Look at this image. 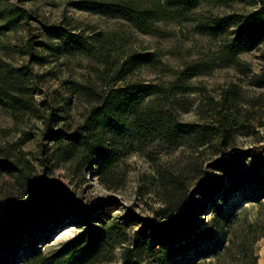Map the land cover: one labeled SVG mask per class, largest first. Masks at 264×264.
Listing matches in <instances>:
<instances>
[{"label": "rangeland", "instance_id": "1", "mask_svg": "<svg viewBox=\"0 0 264 264\" xmlns=\"http://www.w3.org/2000/svg\"><path fill=\"white\" fill-rule=\"evenodd\" d=\"M75 1L0 0V64L29 73L35 104L58 119L54 131L75 132L90 111L71 92L73 84L97 95L112 86L156 85L161 94L146 97L143 108L176 122L208 124L218 132L223 119L233 126L226 128V140L219 132L202 148L174 150L156 134L142 140L130 129L105 183L94 166L73 172L70 164L58 163L51 143L42 139L40 121H16L0 106V157L22 150L33 177L45 179L52 197L68 200L44 252L75 239L86 221L100 219L117 225V240L125 241L117 244L113 260L103 264H123V249L142 233L169 234L184 223L192 230L181 235L193 238L205 232L211 240L186 250L188 237L177 234L173 245L154 242L153 257L161 259L159 252L173 248L181 252L166 264H264V187L246 182L221 206L191 194L206 182L227 187L214 168L220 162H232L243 173L264 172V86L257 84L264 77V37L252 48H229L239 32L237 20L253 13L264 18V0H199L189 7L160 0L176 15L155 22L148 32L123 17L78 10ZM135 1L144 8L152 0ZM227 17L234 18L231 24ZM96 35L107 42L98 44ZM71 41L83 44V51ZM149 54L156 60L153 67H123L129 57ZM120 69L128 73L118 81ZM233 92L235 102L230 100ZM24 134L30 140L20 145ZM19 194L7 173L0 172V205ZM193 206L196 215L187 211ZM153 257L132 264H153Z\"/></svg>", "mask_w": 264, "mask_h": 264}, {"label": "trees", "instance_id": "2", "mask_svg": "<svg viewBox=\"0 0 264 264\" xmlns=\"http://www.w3.org/2000/svg\"><path fill=\"white\" fill-rule=\"evenodd\" d=\"M217 3L227 0H214ZM178 6H194L199 0H177ZM78 10L98 14H109L123 17L134 22L142 31H151L154 23L161 20H174L175 11L165 6L160 0H152L149 7H141L135 0H78L73 2ZM233 17L224 19L233 22ZM239 32L230 44V49L238 50L241 46L252 48L264 37V18L260 13H253L247 18L236 21ZM218 26L215 21L210 23ZM96 42L104 45L107 40L100 35L95 36ZM74 47L83 51L79 41H71ZM156 60L153 55H135L129 57L124 68L131 70L137 67H153ZM129 66V67H128ZM125 69L116 72L118 81L128 73ZM198 74V73H197ZM29 73L0 64V106L6 109L14 120L33 118L40 121L44 130L42 139L51 143L58 163L70 164L73 172H82L91 166L96 168L98 175L105 176L108 183L110 169L114 167L124 148V139L130 129L135 131L136 137L148 140L156 134L169 150L181 146L202 148L213 137L221 132V139L226 140V128L233 126L231 121L221 120L218 129L208 124H192L174 121L171 117L165 118L161 112L153 108H143L142 102L146 97L161 94L156 85L130 84L125 88L112 86L100 95L95 94L87 87L71 86V92L77 95L90 106L83 124L73 133L61 130L54 131L53 124L57 118L53 113H46L44 108L38 107L33 99V90L28 83ZM258 81L264 86V77ZM231 102H235L236 93L231 94ZM225 100V97H223ZM220 114V113H219ZM20 145L28 142L30 137L24 134ZM19 145V144H18ZM28 154L22 150L5 151L0 157V172H5L11 182L18 189V199H12L0 205V264H103L113 260V253L117 244L124 240H117V225L104 220L86 221L85 228L81 229L75 239L57 249L46 253L43 245L51 242L53 233L61 225L57 214L68 204L64 196L52 197L45 189L46 181L43 178L33 177L34 168L26 158ZM264 170V163L261 162ZM221 172L227 187H219L212 182L201 183L194 187L192 195L205 202H218L225 205L230 194L243 186L246 182L264 187V172L255 169L243 173L242 169L232 162H220L214 167ZM22 199V200H21ZM25 200V201H23ZM192 215L197 214V208L191 207ZM220 211V207H219ZM52 218L53 222H49ZM98 222V223H95ZM51 223V224H50ZM50 224V225H49ZM190 224H182L178 231L169 234L142 233L132 243L131 248L122 251L123 264L141 263L153 257V243L160 242L173 245L175 236L182 232H191ZM186 250L194 248L200 243L211 240L207 233L194 234L193 238L187 235ZM181 252L176 249L161 251L160 256L153 257V264H166ZM159 260V261H158Z\"/></svg>", "mask_w": 264, "mask_h": 264}]
</instances>
